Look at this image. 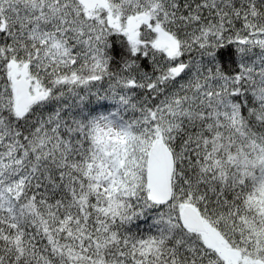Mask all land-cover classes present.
I'll return each instance as SVG.
<instances>
[{"label":"snow or ice","instance_id":"1","mask_svg":"<svg viewBox=\"0 0 264 264\" xmlns=\"http://www.w3.org/2000/svg\"><path fill=\"white\" fill-rule=\"evenodd\" d=\"M0 264H264V0H0Z\"/></svg>","mask_w":264,"mask_h":264}]
</instances>
